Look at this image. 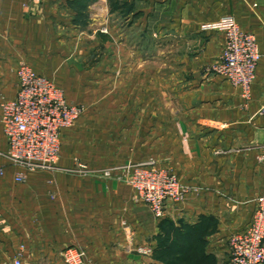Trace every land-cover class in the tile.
Masks as SVG:
<instances>
[{"label":"crops","instance_id":"crops-1","mask_svg":"<svg viewBox=\"0 0 264 264\" xmlns=\"http://www.w3.org/2000/svg\"><path fill=\"white\" fill-rule=\"evenodd\" d=\"M225 16L255 36L261 54L249 98L204 71L220 56L225 33L201 26ZM96 48L104 57L93 60ZM58 59L63 71L69 64L75 79L90 81L149 80L151 71L158 101L140 99L126 127L146 129L138 140L151 145L148 156L168 161L196 189L156 218L120 172L71 169L77 158L64 151L55 169L15 166L0 109V264L22 245L21 264H66L60 253L68 246L85 250L83 264H229V236L246 228L264 196V0H90L81 10L69 0H0V104L16 95L19 61L51 78L45 67ZM146 112L151 120L142 121ZM172 245L176 256H164Z\"/></svg>","mask_w":264,"mask_h":264},{"label":"built area","instance_id":"built-area-1","mask_svg":"<svg viewBox=\"0 0 264 264\" xmlns=\"http://www.w3.org/2000/svg\"><path fill=\"white\" fill-rule=\"evenodd\" d=\"M201 29L225 33L222 52L205 68V73L223 77L238 87L244 98H249L261 57L255 36L241 31L231 16L202 24ZM16 76L15 97L0 104L2 130L7 142L6 157L13 165L24 169H55L61 153V132L75 123L84 107L68 102L64 91L53 80L38 74L25 63L17 67ZM77 167L78 171H87L82 164ZM111 171L122 174L134 190L135 202L147 207L156 218L164 216L169 202H180L196 189L182 183L173 171L159 167L151 158L117 165L104 170L103 174L108 176ZM24 179L21 173L15 175L17 182ZM228 247L229 264H264V196L257 198L246 228L229 236ZM22 250L23 245L8 264H21ZM136 251L149 255L152 248L139 246ZM60 256L66 264H83L86 252L81 247L68 246Z\"/></svg>","mask_w":264,"mask_h":264},{"label":"rangeland","instance_id":"rangeland-1","mask_svg":"<svg viewBox=\"0 0 264 264\" xmlns=\"http://www.w3.org/2000/svg\"><path fill=\"white\" fill-rule=\"evenodd\" d=\"M104 52V48H96L92 51V59L98 60L104 55ZM166 52L164 53L163 51L162 54H166ZM161 59V73H166L164 68L167 65V61H165L166 59ZM59 60L57 63L51 62L46 65L45 74H48L57 86L63 87L70 98L80 102L78 104L84 107L83 113L75 123L71 127L64 129V135L61 133V151L71 154V158L72 156L77 158L74 160V166L70 165V168L76 170L78 168L77 164H82L84 165V170L104 171L117 165L133 163L141 159H154L152 156H148V154L152 155V153H148L151 145H146L145 139L138 140L147 135V130L144 128L128 129L126 127V124L131 120H136V114L133 110H136L138 103L140 104V99L150 105L154 99L158 101L156 97H151L153 84L156 83L151 79L153 77L152 72L150 71V74L147 75L150 77L149 80H145V78L140 76H133L128 81L121 80L119 77L111 80L90 81L87 77L75 79L73 72H69V64L68 69L63 71L61 65L65 61ZM72 61L73 59H70L67 63ZM21 63L27 64L25 61H19L18 66ZM27 65L33 69L30 64ZM162 86H164L163 82ZM140 90H144L145 97H136ZM156 90L157 88H155ZM4 100L6 99H3L2 102ZM166 101L167 98L161 97L159 103L164 106ZM150 115V113H144L141 118L142 121L151 120ZM161 117H166V115L161 114ZM79 158L82 161H79ZM94 159L99 161L98 168H94L96 166L91 164ZM155 159L159 167L171 170L168 167V161H157L156 157Z\"/></svg>","mask_w":264,"mask_h":264},{"label":"trees","instance_id":"trees-1","mask_svg":"<svg viewBox=\"0 0 264 264\" xmlns=\"http://www.w3.org/2000/svg\"><path fill=\"white\" fill-rule=\"evenodd\" d=\"M90 2V0H69V4L72 6V7H74V9H76V10H81L82 8H85L86 7V5L88 4ZM133 9V5L132 4H127V6H126V10H132ZM164 244H165V242H164ZM174 246L175 245H172V248H169V249H167L166 250V253H165V255L164 256H166V257H169L171 254H175V256H176V252H178L177 251V249H174ZM175 256H173V257H175ZM173 257L171 258L172 260L171 261H173ZM182 256H177V260L178 259H184V258H181ZM167 262V261H166ZM170 262V261H169Z\"/></svg>","mask_w":264,"mask_h":264}]
</instances>
